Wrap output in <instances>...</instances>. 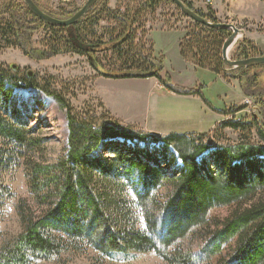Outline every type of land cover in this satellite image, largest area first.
<instances>
[{
  "label": "trees",
  "instance_id": "1",
  "mask_svg": "<svg viewBox=\"0 0 264 264\" xmlns=\"http://www.w3.org/2000/svg\"><path fill=\"white\" fill-rule=\"evenodd\" d=\"M12 1L13 5L0 11V51L15 47L32 59L88 54L98 75L105 78L155 77L163 88L177 94L201 95L200 89L182 87L163 74V58L154 55L153 46L147 51L135 43L139 13L155 12L172 0H145L141 11L122 15L112 13L108 0H98L96 8L74 24V30L86 43L84 38L96 36V24L104 14L119 22L121 29L112 39L115 63L106 66L92 56L101 50L99 43H86L90 47L81 49L71 40L68 27L49 25L19 0ZM182 1L210 21L220 22L210 4L204 12L192 0ZM193 24L179 46L182 58L196 68L239 80L245 95L255 97L263 107L264 91L251 85L258 84L257 69H264V64L226 67L222 47L231 30L194 20ZM40 27L49 35L46 46L38 50L32 45V32ZM259 55L263 52L247 38L234 53L237 59ZM29 85L40 86L37 80ZM18 86L16 76L0 66V209L10 195L3 173L41 146L34 137L35 128L29 126V108L18 107L14 99ZM42 88L67 108L68 148L53 163L26 160L30 193L41 211L20 200L22 232L0 247V264L49 259L65 250L67 243L74 249L84 243L101 254L122 258L155 252L168 264H264V146L245 139L214 144L205 133L157 136L122 126L117 120L108 124L95 116L80 117L61 93ZM220 127L241 133L255 130L264 141V122L256 119L226 120ZM220 137L219 141H227ZM102 150L105 155L99 153ZM163 188L166 192L161 194ZM229 205L234 208L225 219L209 217L216 207ZM196 230L201 234L194 245L179 244Z\"/></svg>",
  "mask_w": 264,
  "mask_h": 264
},
{
  "label": "rangeland",
  "instance_id": "2",
  "mask_svg": "<svg viewBox=\"0 0 264 264\" xmlns=\"http://www.w3.org/2000/svg\"><path fill=\"white\" fill-rule=\"evenodd\" d=\"M19 1V4L26 6L23 0ZM86 1L37 0L40 6L48 12L66 18L75 14ZM144 1L108 0L107 5L114 15H122L124 12L141 11L140 7ZM241 1H243L241 6L244 7L242 11L246 12V16L251 19L241 20L234 24L244 32L245 29L250 28V25L254 26L250 28L251 37L261 45V48L257 47L264 53V1ZM192 2L196 9L204 12L210 4L208 0H192ZM12 3V0H0V11L6 5H13ZM95 8V5L91 7L92 10ZM139 15L140 23L135 25L137 35L135 43L143 46L147 51L152 47L150 30L180 29L185 36L194 27L193 20L184 15L173 2H164L155 12L141 11ZM218 19L223 22L227 21V19ZM96 25V36L84 38V41L100 44L101 50L92 55L98 62L105 66L110 65V62L115 63L114 58L111 57L114 53L113 46L116 43L112 39L120 31L121 26L117 20L108 18L106 14L98 20ZM32 35L34 48L41 50L46 46L49 31L40 27L34 30ZM239 35L238 42L229 52V57L233 60H238L234 57V53L241 41L247 38V32ZM178 37V33H153L156 53L163 58V74H169L172 81L182 87L200 89L201 95L173 96L168 92L163 93L165 88H161L159 86L161 84L153 77L105 78L98 75L88 54L67 53L48 59H32L25 56L19 48L10 47L0 51V66L14 74L20 85L14 89V99L18 101V107L29 108L27 115L30 121L29 126L35 128L34 137L41 142L40 148L37 145L36 148L28 151L26 158L22 157L16 165H12L3 173V180L10 195L4 199V204L0 209V247L22 232V223L18 214L20 200H26L37 213L41 211L30 193L26 165L28 159L34 158L37 162L53 163L64 156L68 148L67 108L57 97L47 95L43 86L61 93L73 113L80 117L95 116L100 122L105 121L108 124H113L114 120H117L122 126H129L157 136L165 134L153 132L154 130L173 131L174 133L203 132L208 134L210 142L214 144L228 142L236 144L245 139L250 144L264 146V141L258 137L255 130L250 133H241L231 128L220 127L223 121L231 119L245 122H252L256 119L262 123L264 122L262 114L264 106L261 107L260 103H256L255 97L245 95L239 80L235 79V82L232 78L219 74L218 76L226 79V82L207 69L190 66V61L185 63L187 60L184 59L185 62H183L179 55ZM251 41L254 43L253 40ZM158 55H156L157 58ZM14 65L16 68H13ZM257 71L260 74L258 84L251 86L264 91V69H257ZM27 78L32 83L37 80L40 86L29 85ZM153 85L158 86L153 89ZM150 90L154 94L153 100L149 96L152 94ZM246 104L248 107L241 109ZM254 107L261 111L253 110ZM229 111L230 113L227 114ZM151 112L156 114L154 118ZM214 134H217L219 139L215 138ZM220 136L226 137L227 141H219L223 138ZM99 153L105 155L106 151L102 150ZM165 192L166 189L163 188L161 194ZM233 208V205L216 207L210 212L209 217L221 221L230 215ZM200 231L196 230L179 244L185 247L192 243L194 245ZM64 239L68 240L65 237ZM77 247L74 249L71 243H67L66 249L61 253L49 259L35 260L32 264H168L155 252L131 254L122 258L101 254L84 243H78Z\"/></svg>",
  "mask_w": 264,
  "mask_h": 264
},
{
  "label": "water",
  "instance_id": "3",
  "mask_svg": "<svg viewBox=\"0 0 264 264\" xmlns=\"http://www.w3.org/2000/svg\"><path fill=\"white\" fill-rule=\"evenodd\" d=\"M25 2V5L31 11L37 18L42 20L43 22L53 25V26H65L68 27V34L71 38V40L81 49H88L90 47L89 44H86L79 40L77 37L75 30H74V24L80 20L84 15L88 13V11L91 9L93 5L98 0H87L85 4L71 17L69 18H57L54 17L47 12H45L42 8H40L34 0H23ZM174 4H176L182 13L189 17L190 19L199 22L201 24L214 27V28H227L231 30L230 36L225 40L223 47H222V57L224 60V65L226 67H232V68H238V67H245V66H253L257 64H264V55L254 56L250 57L248 59L243 60H232L229 57L230 49L233 45H235L240 37V33H244L242 29H239L234 23L232 22H212L209 19L203 17L202 15L198 14L196 11L188 8L182 0H172ZM13 68H16V65L13 66ZM253 110H258L257 107H254Z\"/></svg>",
  "mask_w": 264,
  "mask_h": 264
},
{
  "label": "crops",
  "instance_id": "4",
  "mask_svg": "<svg viewBox=\"0 0 264 264\" xmlns=\"http://www.w3.org/2000/svg\"><path fill=\"white\" fill-rule=\"evenodd\" d=\"M209 1V3L211 4V6L213 7V9L216 11V15L218 16V18H220V19H227V21H229V22H233V23H239L241 20H246V19H251V18H249L248 16H246V12H244V11H242V9L244 8V7H242L241 5H243V1H241V0H221V1H218V0H208ZM257 1H259V2H262L261 0H257ZM252 2H254V0L252 1ZM253 4H255V3H253ZM247 21V20H246ZM251 27H254V26H252V25H250V28ZM249 27H248V29H245V34H246V32H247V38H249L250 40H253L254 41V39H252V37H251V32H250V29ZM157 32H165V33H178L179 34V37H178V39H179V41L177 42L178 43V49H179V51H180V48H179V46H180V43H181V41H182V38L184 37V33H183V31L182 30H180V29H170V30H164V29H153V30H150L149 31V33H150V36L152 37L151 39H150V41H151V45L153 46V51H154V55L156 56V55H158L157 53H156V48H155V46H154V41H153V33H157ZM249 35V36H248ZM255 46H259L260 48H261V45H259V44H257L255 41H254V43H253ZM180 55V54H179ZM159 56V55H158ZM180 57H181V60L183 61V62H185V60H184V58H182V56L180 55ZM185 63H188V61L187 62H185ZM189 64H190V66H193V67H195L196 68V66H194V65H192L190 62H189ZM218 77H220V78H222L221 76H218ZM152 78V77H151ZM153 79H155V81H157V82H159L155 77H153ZM224 81H226L227 82V80L226 79H224V78H222ZM235 79H233V81H234ZM235 82H236V80H235ZM229 83H231V82H229ZM239 83V82H238ZM176 84V83H175ZM158 86V85H157ZM157 86L155 85H153V89L155 88H157ZM160 86V85H159ZM158 88H160V87H158ZM186 88V87H185ZM152 89V90H153ZM152 90H150V92L152 93V94H150L149 96H150V99H152L153 100V92H152ZM165 92H168L169 94H173V96H178V95H182V94H177V93H175V92H172V91H170V90H167L166 88H165V90H164V92L163 93H165ZM151 115H152V118H154V116L156 115V114H153L152 112H151ZM152 126V125H151ZM150 130V129H149ZM153 132H158V133H163V134H165V135H167V134H170V133H174L173 131H153ZM185 133H203V132H185Z\"/></svg>",
  "mask_w": 264,
  "mask_h": 264
},
{
  "label": "bare ground",
  "instance_id": "5",
  "mask_svg": "<svg viewBox=\"0 0 264 264\" xmlns=\"http://www.w3.org/2000/svg\"><path fill=\"white\" fill-rule=\"evenodd\" d=\"M247 59H248V58H247ZM232 60H233V59H232ZM238 60H243V59H238ZM245 67L247 68V67H251V66H245ZM238 68H243V67H238Z\"/></svg>",
  "mask_w": 264,
  "mask_h": 264
},
{
  "label": "built area",
  "instance_id": "6",
  "mask_svg": "<svg viewBox=\"0 0 264 264\" xmlns=\"http://www.w3.org/2000/svg\"><path fill=\"white\" fill-rule=\"evenodd\" d=\"M160 87H163V85H160Z\"/></svg>",
  "mask_w": 264,
  "mask_h": 264
}]
</instances>
